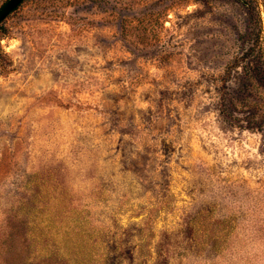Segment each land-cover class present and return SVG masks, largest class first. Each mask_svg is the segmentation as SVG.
Masks as SVG:
<instances>
[{
	"label": "rangeland",
	"instance_id": "obj_1",
	"mask_svg": "<svg viewBox=\"0 0 264 264\" xmlns=\"http://www.w3.org/2000/svg\"><path fill=\"white\" fill-rule=\"evenodd\" d=\"M0 264H264V0H23Z\"/></svg>",
	"mask_w": 264,
	"mask_h": 264
},
{
	"label": "water",
	"instance_id": "obj_2",
	"mask_svg": "<svg viewBox=\"0 0 264 264\" xmlns=\"http://www.w3.org/2000/svg\"><path fill=\"white\" fill-rule=\"evenodd\" d=\"M23 0H6L0 6V23L22 2Z\"/></svg>",
	"mask_w": 264,
	"mask_h": 264
},
{
	"label": "trees",
	"instance_id": "obj_3",
	"mask_svg": "<svg viewBox=\"0 0 264 264\" xmlns=\"http://www.w3.org/2000/svg\"><path fill=\"white\" fill-rule=\"evenodd\" d=\"M16 9V8H15Z\"/></svg>",
	"mask_w": 264,
	"mask_h": 264
}]
</instances>
